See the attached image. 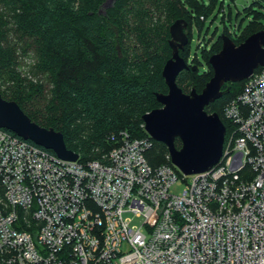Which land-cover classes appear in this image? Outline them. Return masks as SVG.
<instances>
[{"label": "built area", "instance_id": "built-area-1", "mask_svg": "<svg viewBox=\"0 0 264 264\" xmlns=\"http://www.w3.org/2000/svg\"><path fill=\"white\" fill-rule=\"evenodd\" d=\"M224 115L219 162L193 175L152 166L147 132L73 161L0 127V264H264V66Z\"/></svg>", "mask_w": 264, "mask_h": 264}, {"label": "trees", "instance_id": "trees-1", "mask_svg": "<svg viewBox=\"0 0 264 264\" xmlns=\"http://www.w3.org/2000/svg\"><path fill=\"white\" fill-rule=\"evenodd\" d=\"M217 1L206 6L201 0H116L105 7L106 0H0V80L8 77L16 85L7 94L0 83V92L5 99L16 101L33 121L62 132L67 147L82 160L98 158L111 147L113 133L126 130L132 137L147 135L142 117L161 107L157 93L168 92L162 71L172 55L170 24L186 19L190 43L192 22L201 31ZM260 17L256 12L245 27L240 21L226 26L222 33L239 44L264 29ZM222 33L209 49L202 50L208 59L222 48ZM189 43L180 51L187 62ZM30 54L35 55L36 70L54 84L42 117L32 114L26 105L44 90L42 83L21 76L22 61ZM196 61V57L191 59L190 68L178 75L177 83L181 86L191 75L200 92L210 78L205 77L207 71L193 69ZM229 84V91L206 106L209 113L221 116L228 132L231 122L224 109L241 93L244 80ZM152 142L146 152L149 163H172L167 146ZM178 143L182 145L179 139Z\"/></svg>", "mask_w": 264, "mask_h": 264}, {"label": "water", "instance_id": "water-1", "mask_svg": "<svg viewBox=\"0 0 264 264\" xmlns=\"http://www.w3.org/2000/svg\"><path fill=\"white\" fill-rule=\"evenodd\" d=\"M116 0H107L105 7ZM188 22L175 20L170 26L169 44L172 55L164 65L162 75L168 86L167 93H157L161 107L143 115L146 132L168 148L171 162L185 175L209 170L223 154L227 127L217 112L209 113L206 106L221 98L229 82L248 78L255 69L264 66V29L248 36L240 44L222 33V48L209 58L213 76L202 91L193 88L186 93L178 85V75L190 66L180 55L189 43ZM196 70L197 66H193ZM0 127L53 151L67 160H77L79 154L66 145L62 132L41 126L33 121L16 101L5 99L0 92ZM177 139L181 146H177Z\"/></svg>", "mask_w": 264, "mask_h": 264}, {"label": "rangeland", "instance_id": "rangeland-1", "mask_svg": "<svg viewBox=\"0 0 264 264\" xmlns=\"http://www.w3.org/2000/svg\"><path fill=\"white\" fill-rule=\"evenodd\" d=\"M251 1L252 0H219L212 7V12H210L206 21L202 25L201 31L196 21L192 22L191 40L188 47L189 59L191 61V59L196 57L198 62L196 61L193 66H197V72L207 71L205 73V77L207 79L213 76V70L210 64L208 63V54L205 53V55H203L202 50L204 49V47L209 49L211 44L218 39V34L222 33L226 26L230 28L231 24L234 26L238 22L243 21V27H245L248 23H250V21L254 19L256 12L260 13L261 17L259 19V22L264 25V0L260 2V4H253V8L251 9V11L248 12L245 8L250 7L249 4ZM221 2H223V6H221ZM201 3H204L206 6H210L211 0H201ZM2 10L3 9L0 4V11ZM196 15H194V17H196ZM234 29H236V27H234ZM188 30L189 28L187 27V33ZM246 34L247 32L243 35ZM183 56L185 57L186 54L184 53ZM34 57V54H30L25 59H23L20 68V73L21 76L25 78V81L43 84L44 90L42 94H40L38 97H32V99L26 101V105L29 107V111L34 115L36 114L37 116L42 117L46 113V106L48 104V101L51 99V90L53 89L54 84L48 79L47 75L36 70L34 66ZM0 83L2 91H6L7 94H11V91H13L16 87V85H14V81H11L8 77L5 79H1ZM180 85L184 92L190 93L193 88H196V80L195 78H192L191 75H189L186 79H184L183 83H181ZM229 86L230 84L228 83L225 87ZM178 146L180 147L179 143ZM130 216L131 215H129V217ZM142 223L143 219L139 217H133V225L141 226Z\"/></svg>", "mask_w": 264, "mask_h": 264}, {"label": "flooded vegetation", "instance_id": "flooded-vegetation-1", "mask_svg": "<svg viewBox=\"0 0 264 264\" xmlns=\"http://www.w3.org/2000/svg\"><path fill=\"white\" fill-rule=\"evenodd\" d=\"M187 63L189 64V66L191 65V61L190 60Z\"/></svg>", "mask_w": 264, "mask_h": 264}]
</instances>
